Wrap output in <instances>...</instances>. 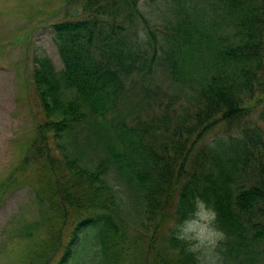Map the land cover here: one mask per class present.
Instances as JSON below:
<instances>
[{
    "label": "trees",
    "instance_id": "trees-1",
    "mask_svg": "<svg viewBox=\"0 0 264 264\" xmlns=\"http://www.w3.org/2000/svg\"><path fill=\"white\" fill-rule=\"evenodd\" d=\"M141 1L82 0L81 14L52 25L63 68L46 54L35 58L48 120L38 127L33 152L50 153L53 131L65 167L87 181L74 193L56 179L58 218H68L66 201L76 200L80 214L67 242L57 245V264H133V251L138 264H196L171 227L159 237L163 226L189 214L196 196L215 208L227 233L224 264H264V128L244 120L258 107L264 117V0H165L162 24ZM156 66L166 68L193 107L173 114L167 107L151 135L114 113L133 76ZM221 121L240 128L207 142L205 165L187 176L194 150ZM45 159L54 166L51 155ZM133 212L152 229L144 242L129 235L140 218ZM160 241L171 252L162 256Z\"/></svg>",
    "mask_w": 264,
    "mask_h": 264
},
{
    "label": "rangeland",
    "instance_id": "rangeland-1",
    "mask_svg": "<svg viewBox=\"0 0 264 264\" xmlns=\"http://www.w3.org/2000/svg\"><path fill=\"white\" fill-rule=\"evenodd\" d=\"M81 3L82 0H0V264H57L63 251V245L58 248L59 241L67 242L80 216L73 207L76 200L71 204L65 202L69 211L66 220L58 218L59 205L56 209L52 207L59 199L55 193L56 179L74 193L87 188V181H79L65 167L63 154L54 143L53 131L47 134L50 153L33 152L38 127L48 120L33 73L35 58L42 54L48 55L57 69L63 68L52 25L76 17L77 12L81 14ZM141 5L158 24L167 18L165 0H143ZM192 103V98L180 93L166 68L156 66L151 73L134 75L127 83V95L120 101L114 117L136 127L135 131L155 134L167 107L173 114L183 107L192 108ZM244 120L248 125L264 128L262 107ZM239 128L240 125L221 121L194 150L187 176L193 169L205 165L207 156L204 159L203 152L207 142L214 144L217 135L236 133ZM48 155L54 158V166L45 159ZM111 183L119 187L114 178ZM39 197L47 200L45 214ZM139 216L128 232L133 237L142 235L144 242L152 235V229L142 223L144 215ZM170 225L171 222L163 226L159 237L169 234ZM164 244L166 241H160L162 256L171 252ZM140 249L141 244L137 246L138 252ZM132 256L133 264H138L135 251Z\"/></svg>",
    "mask_w": 264,
    "mask_h": 264
},
{
    "label": "clouds",
    "instance_id": "clouds-1",
    "mask_svg": "<svg viewBox=\"0 0 264 264\" xmlns=\"http://www.w3.org/2000/svg\"><path fill=\"white\" fill-rule=\"evenodd\" d=\"M192 205L182 221L170 225L174 238L184 245L196 264H224L221 245L228 236L218 224L217 211L200 196L193 198Z\"/></svg>",
    "mask_w": 264,
    "mask_h": 264
}]
</instances>
